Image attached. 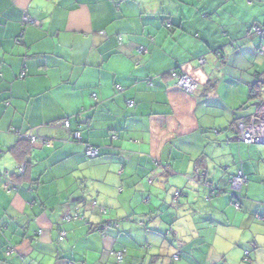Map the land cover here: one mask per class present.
Returning a JSON list of instances; mask_svg holds the SVG:
<instances>
[{
    "label": "clouds",
    "instance_id": "clouds-1",
    "mask_svg": "<svg viewBox=\"0 0 264 264\" xmlns=\"http://www.w3.org/2000/svg\"><path fill=\"white\" fill-rule=\"evenodd\" d=\"M0 264H264V0H0Z\"/></svg>",
    "mask_w": 264,
    "mask_h": 264
}]
</instances>
